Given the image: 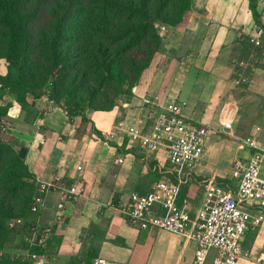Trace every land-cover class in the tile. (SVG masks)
I'll use <instances>...</instances> for the list:
<instances>
[{
	"label": "crops",
	"instance_id": "obj_1",
	"mask_svg": "<svg viewBox=\"0 0 264 264\" xmlns=\"http://www.w3.org/2000/svg\"><path fill=\"white\" fill-rule=\"evenodd\" d=\"M258 1L264 11V0ZM256 27L250 0H192L183 22L161 32V51L133 90L132 100L120 101L112 111L88 112L89 120L105 140L92 133L90 124L78 117L70 118L50 99L30 97L23 108L13 94L1 98L0 104L10 107L12 146L37 181L61 178L69 183H85V195L62 213L58 210L59 194L51 193L41 212L31 213L36 218L26 220L53 227L51 241L61 239L53 249L57 263L68 262L81 252L84 233L98 257L110 261L192 264L195 243L159 229L141 230L120 211L132 193L146 194L156 182L177 180L166 151L144 148L129 130L150 133L153 110L146 100L158 97L162 104L180 102L188 121L219 132L209 142L192 178L184 184L186 190L180 193L179 205L189 211L195 225L205 202L202 180L198 181L231 168L229 180L233 183L234 161L246 162L253 152L239 150L238 142L256 127H262L259 143L264 145V47L249 42ZM243 78L248 82L238 83ZM229 103L237 104L241 111L233 131H225L219 123L221 110ZM220 133L233 139L229 142L236 150L219 155L215 147L222 143ZM217 157L221 159L219 166ZM261 177L264 180V169ZM156 210L161 211L159 206ZM249 210L255 213L254 208ZM247 240L248 235L245 249L259 254L264 248V224L251 247L246 246Z\"/></svg>",
	"mask_w": 264,
	"mask_h": 264
},
{
	"label": "trees",
	"instance_id": "obj_2",
	"mask_svg": "<svg viewBox=\"0 0 264 264\" xmlns=\"http://www.w3.org/2000/svg\"><path fill=\"white\" fill-rule=\"evenodd\" d=\"M24 1L0 0V58L8 63L7 74H0V98L9 92L26 108L28 98L46 96L70 118L78 117L90 124L92 133L102 140L105 137L89 120L88 112L112 111L120 101L132 100L133 90L161 51L163 39L158 25L178 26L192 7V0H38L29 10H23ZM47 2L48 27L34 36L31 26ZM250 8L257 26H261L264 11L259 1L250 0ZM9 109L0 105V124L9 118ZM1 164L10 169L9 176L16 185L36 184L23 158L0 139ZM37 186L29 203L18 213H12L0 201V231L12 235L21 229L27 249L45 253L38 247L29 248L25 241L27 226L9 225L12 220L25 219L26 211L31 213ZM186 188L182 185L181 191ZM6 241H0V248ZM96 258L97 250L65 264H92ZM20 262L24 263L9 255L0 257V264Z\"/></svg>",
	"mask_w": 264,
	"mask_h": 264
},
{
	"label": "built area",
	"instance_id": "obj_3",
	"mask_svg": "<svg viewBox=\"0 0 264 264\" xmlns=\"http://www.w3.org/2000/svg\"><path fill=\"white\" fill-rule=\"evenodd\" d=\"M160 32H166V25H158ZM249 42L256 47H264V15L262 25L257 26L249 36ZM247 83L243 78L238 83ZM47 100L48 97L45 96ZM53 102V101H52ZM152 106L153 127L149 134L142 135L131 128L129 134L139 139L141 145L152 151L165 150L168 161L175 167L177 183L159 181L146 194L134 192L129 202L120 206V211L132 225L141 230L159 229L183 237L195 243L192 264H239L241 259L250 264H264V248L259 254L246 250L244 241L247 232L264 224V145L259 143L262 127H256L252 134L240 141L239 150H253L248 160L237 159L233 163V188H223L211 178L202 180L205 202L198 222L193 225L191 215L179 205L181 186L192 178L195 166L202 160L209 142L217 131L207 125L187 120L184 105L178 101L162 104L158 97L146 100ZM239 114L235 103L226 104L220 113L219 123L225 131H233ZM12 123L3 120L0 124V139L10 135ZM58 193L60 213L69 204H74L86 193L83 180L72 183L61 178L53 181H39L33 199L31 213L39 214L45 205L47 195ZM159 206L161 211L156 210ZM249 208H254L252 213ZM57 219H61V215ZM11 228H29L25 241L29 248L38 247L45 253H31L32 264H48L46 252L55 235L51 226L27 223L26 219L12 220ZM93 264H130L110 261L98 257Z\"/></svg>",
	"mask_w": 264,
	"mask_h": 264
},
{
	"label": "rangeland",
	"instance_id": "obj_4",
	"mask_svg": "<svg viewBox=\"0 0 264 264\" xmlns=\"http://www.w3.org/2000/svg\"><path fill=\"white\" fill-rule=\"evenodd\" d=\"M37 1L38 0H25L23 3V10H29L31 7H33L34 4H36ZM49 16H50L49 15V2H47L45 4L43 11L40 13L38 19L31 26V32L33 33L34 36H37L42 29L48 27ZM160 25H163V24H160ZM2 35H3V32H2V28L0 27V40L2 39ZM7 67H8V63L6 62V60L0 58V74L1 75L7 74ZM51 85H52V79L49 80L46 86V91L48 93L51 91V87H52ZM1 106H8V105H1ZM240 113L241 111L239 110V114ZM3 120L10 121L9 118L3 119ZM218 133L219 132L217 131V134ZM219 136L221 137L222 143L221 145H217L215 147L219 155L220 154L221 156L225 154L227 155L228 153L230 154V152H233L234 150H236V147L233 145V143L229 142L233 140L232 138L222 133H220ZM10 137L9 135H7L5 136L4 139H1V140L4 143L9 144L16 151V149L12 146L13 141L10 140ZM239 143L240 142H238V144ZM224 145H226V148ZM215 160L219 166V160L221 159L217 157L215 158ZM230 171H231V168H229L227 172H217L213 174H208L207 178H211L214 182L220 183L226 189L233 188L234 184L229 180ZM9 174H10V169L7 167V165L1 164L0 165V201H3L7 207H10L12 209V213H18L22 210V207L26 206L29 203L30 198L32 197L36 189L38 181L36 179V184L25 183L23 185H16L14 183L15 182L14 178L10 177ZM201 179L198 182H201ZM25 214H26L25 215L26 220L33 221L36 218V216L32 215L28 211H26ZM261 230H262V227L259 229H256L255 231L249 232L246 246L248 247L252 246L254 238L258 235V233ZM23 237H24V233L21 229H19L16 233H13L12 235H6L3 231H0V241L4 242V238H7V241L5 242V244L0 248V257L9 255L15 261H20V260L24 261V263L20 262L21 264H30V260L27 258L28 249L25 246ZM82 239H83V242H82L83 248L81 252L73 256L72 259H75V258L84 259L85 256H87L88 254L93 255L94 252H96V248H94L93 246H89V241H88L89 238L86 237L84 233L82 235ZM60 240H61L60 238H55L53 242L52 241L50 242L47 252L45 254L48 264H60L59 262L57 263V260L53 257V249L56 247L57 243L59 244ZM93 261L94 259L91 260L92 264H93ZM65 263L67 262H64L62 264H65ZM239 264H249V263L241 259L239 261Z\"/></svg>",
	"mask_w": 264,
	"mask_h": 264
}]
</instances>
